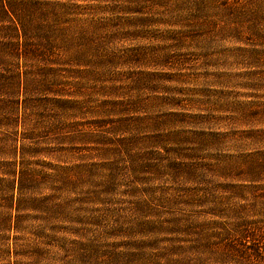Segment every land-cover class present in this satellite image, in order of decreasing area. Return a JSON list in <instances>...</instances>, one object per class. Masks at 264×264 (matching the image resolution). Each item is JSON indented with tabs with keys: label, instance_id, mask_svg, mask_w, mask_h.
Instances as JSON below:
<instances>
[{
	"label": "rangeland",
	"instance_id": "1",
	"mask_svg": "<svg viewBox=\"0 0 264 264\" xmlns=\"http://www.w3.org/2000/svg\"><path fill=\"white\" fill-rule=\"evenodd\" d=\"M2 1L8 0H0V19L5 20ZM43 2L51 24L47 40L53 47L48 59L22 62V72L31 74L24 96L35 104L39 99L47 103L36 114L23 107L17 114L10 105H0V162L15 163L28 149L16 169L29 170L41 182L22 198L36 205L49 202L58 212L47 221L30 209L21 213L27 218L18 231L0 228V250L9 251L0 252V264H264V249L252 250L264 248V115L209 126L192 121L208 115L210 100L223 96V88L211 86V80L226 68L225 51L236 54V48L246 45L227 39L205 46L181 40L179 34L192 30L194 40L232 28L222 26L225 19L254 14L255 2ZM198 14H205L210 25L218 22L209 32L201 30L192 22ZM5 24L0 27H15ZM11 34L4 31L3 37L12 39ZM1 37L0 61L9 62L12 72L18 58L5 57ZM5 69L0 65V73ZM48 69L55 72H44ZM41 78L53 84L50 92L41 89ZM237 86H229L231 96L262 97L264 104L263 93ZM10 90L0 101L16 100ZM252 100L257 102H244ZM193 132L204 138L175 137ZM215 134L225 138L222 148H205L196 162L208 179L187 180L179 169L184 162L175 161V142L195 150ZM28 135L32 139H25ZM124 141L131 143L135 161L111 152L122 150ZM164 148L174 152L167 154ZM208 165L230 166L231 171L211 173ZM69 179L74 187H63ZM240 247L242 263H217V254L240 255L232 251Z\"/></svg>",
	"mask_w": 264,
	"mask_h": 264
},
{
	"label": "trees",
	"instance_id": "2",
	"mask_svg": "<svg viewBox=\"0 0 264 264\" xmlns=\"http://www.w3.org/2000/svg\"><path fill=\"white\" fill-rule=\"evenodd\" d=\"M43 1L44 0L2 1V14H6V18H4L5 20H2L1 18L0 24H4L5 26V23L12 22L15 25V27L7 29L0 27V35H2L1 38L5 40L3 41L4 45L2 46V49L3 51H6L5 57L7 55H12L18 58V66L11 72L9 68L13 67L8 65L9 62L6 63L5 61H0V65L6 66L5 71L0 73V95H4L6 91L14 89V97L16 98L14 102L2 100L0 101V105H10L13 112L17 111V114L21 111L22 107L25 111L27 110L36 114L37 108L44 109L47 103V101L39 99L35 104L29 100L27 96H24L26 92L25 83L26 80L28 81L31 74L28 73L25 75V72H22V62L26 64L28 60L33 58L48 59L49 53H51L49 48L53 47V45H51L47 40V34L51 29V24L46 19L49 17V13L45 9L48 5ZM263 1L264 0H253V2H255L253 5L254 14H230L225 19L222 26H225L226 24H233L232 28L224 27L222 30H218L217 32H209L211 26L216 24L218 21L212 22L210 25L208 21H205V14H198V16L194 17L192 22H198V27L201 30L208 31L209 33L204 36H199L194 40L192 30L188 31L182 29L183 31L179 33L181 35V40L197 41L196 43L203 42L205 43V46H218V40L227 39L229 41L236 40L246 45V47L236 48V54H233V51L231 52V50L225 51V55L222 60L226 63V68L224 71L214 74L215 79L211 80V86L217 85L223 88V90L219 92V94L223 96L217 97L216 100H210L211 112L208 115H198L192 117L193 123L202 122L201 125L206 124L209 126L212 123L224 121L226 119L233 122L237 121L244 123L248 121V119H258L264 115V110H262V106H264V104L260 101L262 97H252L251 95H241L239 93H234V96H231V89H233L232 87L234 85H238L237 88L240 89L264 94V5L258 4ZM256 10L260 13H256ZM24 14H26L30 20H28ZM188 20L191 21V18ZM180 23L181 22L178 24L179 26L181 25ZM217 25L219 26V24ZM195 27L196 26H193L192 28L194 29ZM7 30L13 33L8 37L14 38L7 39L3 37L4 31ZM241 69L243 71L239 72ZM44 72L53 73L55 71H53V69H48ZM5 75H9V77H6ZM43 85L44 86L41 89H45V92H50L49 88H53V84L45 79H43ZM231 85L232 87H229ZM28 89L31 90L30 81L29 84L27 83V90ZM5 98L8 99L10 96ZM241 99H254L257 100V102H253V100L244 102V100ZM188 119V117H185V122H187ZM175 137L183 138L189 141H192L195 138H204L203 135H199L195 132H193L192 135ZM208 137V140L203 139L206 144H199V146H197L198 149L195 150L187 149L186 146L188 144H178L175 142V161L179 160L182 161V163L184 162L183 165L179 164V169L181 173L186 175H184V177H186L187 180H193L196 182L197 180L205 181L208 179L207 173L200 171L196 162L202 160L199 159V157H201V155L206 151L204 150L205 148H209V150L210 148H222V141L225 139L224 137H221L220 134H215L212 137L209 135ZM25 139L30 140L32 138L28 135V138ZM125 142L126 141L123 142L124 146L122 150L114 148L111 149V152L115 153L118 159H124L130 162L134 159L135 161L136 157L133 156L131 152V143ZM164 150L167 154L174 152L171 149L166 150L164 148ZM27 151L28 149H23L20 154L21 157H19V154L17 155V166L20 164V158H22V162L25 161L24 152ZM14 161L0 162V202H3L0 205V228L10 229L12 226L13 229L18 231V229L22 227L20 222L24 220V218H27L21 213L31 209L32 211H36L41 219L48 221V216L53 217V215H56L58 208L52 206L49 202H42L36 205L31 200L22 198V196L25 195L26 189L37 187L41 181L36 180V178L30 174L32 172L27 169L18 171V169H16V162L14 163ZM229 167L230 166L216 167L214 165H208L207 169L211 171V173L217 172L219 175H224L225 173H229L231 171V168ZM179 177H176V179ZM55 178L61 179L59 174H57ZM15 179H19V181L17 182ZM207 183L210 187L211 181H208ZM74 185L75 182L71 179H69L66 183L63 182L62 184L63 187H74ZM227 187L224 189H228ZM34 205L37 208H29ZM246 238H251V236H245V239ZM248 243H252V241ZM244 245L245 244H242V246ZM246 245L244 247H250ZM262 249L264 248H253L252 250L259 253ZM233 250H235L233 253L237 252L240 253V255L221 252L220 255L217 254V256H215L217 263H224L226 261L242 263L240 262L242 260L239 258H244L245 253L243 252V249L240 247L237 249L232 248V251ZM0 252L6 255L9 253L8 250L3 251V249H1ZM179 264L187 263L182 260Z\"/></svg>",
	"mask_w": 264,
	"mask_h": 264
}]
</instances>
